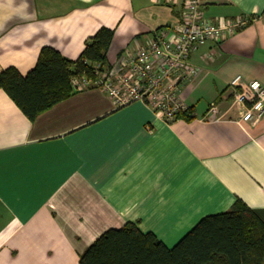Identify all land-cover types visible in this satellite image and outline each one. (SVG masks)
<instances>
[{
  "label": "crops",
  "instance_id": "1",
  "mask_svg": "<svg viewBox=\"0 0 264 264\" xmlns=\"http://www.w3.org/2000/svg\"><path fill=\"white\" fill-rule=\"evenodd\" d=\"M263 11L264 0H203L207 18L253 20L191 54L198 74L182 88L191 121L166 123L141 102L116 108L88 89L30 122L0 90V264H79L126 223L171 248L236 200L264 213V115L242 120L229 87L236 77L264 86ZM179 14L154 0H0V73L26 75L44 47L74 61L101 27L114 31L113 71L133 41Z\"/></svg>",
  "mask_w": 264,
  "mask_h": 264
},
{
  "label": "trees",
  "instance_id": "2",
  "mask_svg": "<svg viewBox=\"0 0 264 264\" xmlns=\"http://www.w3.org/2000/svg\"><path fill=\"white\" fill-rule=\"evenodd\" d=\"M248 20L246 26L253 18ZM113 36L112 29L101 27L85 42L74 61L44 47L26 75H20L13 67L4 69L0 73V90L33 122L73 94L72 77L92 80L97 65L107 69L106 57ZM181 119H194L190 107L187 113L176 117ZM78 263L264 264V213L236 200L228 211L199 220L171 248L152 233H142L135 224L126 223L120 229L102 233L79 255Z\"/></svg>",
  "mask_w": 264,
  "mask_h": 264
},
{
  "label": "built area",
  "instance_id": "3",
  "mask_svg": "<svg viewBox=\"0 0 264 264\" xmlns=\"http://www.w3.org/2000/svg\"><path fill=\"white\" fill-rule=\"evenodd\" d=\"M154 1L180 6L176 24L160 29L143 43L133 41L125 49L117 69L104 70L97 65L92 80L72 77L73 94L98 89L116 108L141 102L166 123L188 112L182 88L198 74V69L190 62L191 54L207 42H222L244 28L249 20L245 17L207 18L203 13V0ZM229 87L231 108L239 112L242 120L258 122L264 115V86L258 81L244 84L236 77ZM215 113L217 109L212 103L208 114Z\"/></svg>",
  "mask_w": 264,
  "mask_h": 264
},
{
  "label": "rangeland",
  "instance_id": "4",
  "mask_svg": "<svg viewBox=\"0 0 264 264\" xmlns=\"http://www.w3.org/2000/svg\"><path fill=\"white\" fill-rule=\"evenodd\" d=\"M230 105H231V103H230Z\"/></svg>",
  "mask_w": 264,
  "mask_h": 264
}]
</instances>
